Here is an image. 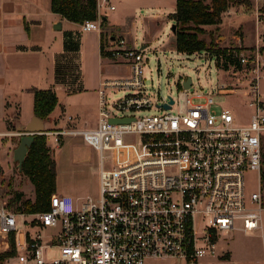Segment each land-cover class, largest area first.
<instances>
[{
	"label": "built area",
	"instance_id": "2783aa9c",
	"mask_svg": "<svg viewBox=\"0 0 264 264\" xmlns=\"http://www.w3.org/2000/svg\"><path fill=\"white\" fill-rule=\"evenodd\" d=\"M114 9L112 0H96V19L81 23V31L99 30L104 10ZM254 23L249 54L207 52L229 80L206 93L189 92L191 81L182 87L183 106L174 111L173 98L155 103L143 93L142 50L122 36L108 39L107 56L126 63L130 75L103 80L96 126L42 133L53 136L54 144L61 136H79L97 153V195L53 193L48 209L34 213L15 212L0 201V255L10 250L13 234L14 253L6 258L11 264H145L163 258L237 264L218 251V242L236 230H260L263 209L260 188L249 191L245 180L248 172L260 176L264 134V32L258 8ZM120 87L135 92L108 100V91ZM228 95H238L249 109L247 123L216 100ZM151 108L161 112L132 114ZM49 248L58 250L52 260L44 257Z\"/></svg>",
	"mask_w": 264,
	"mask_h": 264
},
{
	"label": "crops",
	"instance_id": "0c3cea01",
	"mask_svg": "<svg viewBox=\"0 0 264 264\" xmlns=\"http://www.w3.org/2000/svg\"><path fill=\"white\" fill-rule=\"evenodd\" d=\"M175 1L171 7L172 13L175 10ZM204 1L208 3L210 0ZM112 2L115 9L104 10L102 18L105 22L100 24L99 30L82 32L79 23L68 21L53 13L50 9V0H0L2 171L10 170L15 162L13 151L20 138V135L16 134L19 132L18 127L28 124L35 116L33 90L52 89L57 96V104L52 112L46 119H41L43 132L81 129V120L90 109H96L98 118V90L101 83L105 79L119 78L111 76L112 72L109 69L112 66L105 62L107 54L104 49L111 45L108 39L111 40L114 35L123 36L127 44L132 46L129 39L130 23H133L132 10L143 7L148 13L149 23H155L158 14L162 12V9L152 4V1L147 4L139 0ZM260 2L262 5L264 0H244L241 4L230 5L222 14L220 23L210 26H216L226 34L235 30L236 33H233L231 38L237 41L239 37L243 40L242 24L225 29L221 25L222 18L246 13L254 16V10L258 8ZM221 38L226 39V35L219 37ZM125 73H128L126 77L130 75L129 67ZM84 124H87L86 121ZM83 129L91 128L84 126ZM46 137L55 162V193L67 194L73 198L82 197L77 193L63 191L57 182L61 155L67 153L66 161L69 164L74 160L75 154L71 156L72 140L77 136H61L59 144H54L53 136ZM78 138L80 143L85 144L79 136ZM228 253L230 255V252ZM234 261L243 264L242 261L236 259Z\"/></svg>",
	"mask_w": 264,
	"mask_h": 264
},
{
	"label": "rangeland",
	"instance_id": "374dc122",
	"mask_svg": "<svg viewBox=\"0 0 264 264\" xmlns=\"http://www.w3.org/2000/svg\"><path fill=\"white\" fill-rule=\"evenodd\" d=\"M141 3H149L152 1L156 7H160L162 12L158 14L157 21L149 23L148 13L142 7L139 10H132V21L130 23L129 39L132 46L136 50H142L143 53V93L150 97L155 103H160L173 98L176 101L172 111L178 106H183L186 92L182 88L183 80L190 78L192 87L190 91L198 92L200 89L206 93L209 88H213L221 81H228L227 74L220 72L215 64V58L207 54L211 52L197 51L198 53L186 54L178 52L174 49V34L171 32L172 22L171 7L175 0H139ZM244 0H241L243 3ZM240 2H235L232 5H238ZM240 3V4H241ZM132 7V4H130ZM120 7V6H119ZM260 16L263 18V23L260 24V30L264 32V2L258 5ZM119 11V8H117ZM242 24V38L240 44L235 39L231 38L235 30L229 33H222L216 26H205L206 32L201 35L207 43L213 41L217 49H235L244 54H249L253 50L255 43L254 32V16L252 14H239L238 16H225L222 18L221 25L223 28H235ZM226 35V39L219 37ZM211 36V37H210ZM123 37V36H122ZM129 41V42H130ZM141 47H143L141 49ZM264 60V47L262 48ZM109 58V59H108ZM110 63L112 68V77H126L128 73L126 69L128 65L123 62H115L109 56L105 60ZM180 84L181 88L177 85ZM260 86L264 89V78L260 81ZM135 92L131 88H116L110 90L107 94L108 100H115L121 96ZM223 105L231 108L234 116L238 117L242 123L248 122L249 109L243 106L238 95H228L217 97ZM192 103L201 101L192 99ZM160 110L151 108L145 113L133 112V115L154 114L160 113ZM121 115L120 113H116ZM80 128H92L97 121L96 109H90L83 116ZM87 124H84L85 121ZM19 139L17 141V144ZM80 139L73 137V147L71 149L74 160L70 164L66 161L67 153L61 155V163L58 164L59 174L57 178L61 189L69 193H77L84 196H96L98 192V171L96 170L98 155L88 145L80 143ZM17 146V145H16ZM50 148V147H49ZM246 186L249 191L260 188L261 202L263 209L261 211V229L245 233L240 230L231 232L220 238L218 242V251L230 252V259L242 261L243 264H264V185H260V180L255 172H248L245 176ZM13 191L21 192L25 198L34 200L35 194L32 184L28 178L24 176L18 169L17 163L14 162L10 170L0 174V201H8ZM58 256V250L49 248L44 250L46 260H52ZM0 264H11L9 259H4ZM145 264H182L181 261L173 258L163 259H148Z\"/></svg>",
	"mask_w": 264,
	"mask_h": 264
},
{
	"label": "trees",
	"instance_id": "16d2710c",
	"mask_svg": "<svg viewBox=\"0 0 264 264\" xmlns=\"http://www.w3.org/2000/svg\"><path fill=\"white\" fill-rule=\"evenodd\" d=\"M241 0H176L175 10L171 15L174 22V49L191 54L197 51L225 52L219 50L210 41L201 37L206 32L205 26L217 25L228 7ZM50 9L62 18L83 23L96 19V0H50ZM105 20L102 18L101 23ZM211 37V36H210ZM57 104V96L52 89L33 90V112L40 119H46ZM19 171L28 178L33 186L35 198H25L21 192L13 191L7 206L15 212H41L48 209L50 196L55 193L56 171L52 150L47 145V137L34 135L28 147ZM2 169L0 167V174ZM260 185H264V134L262 136V166ZM264 187V186H263ZM10 250L0 255V262L14 253L13 234L9 235Z\"/></svg>",
	"mask_w": 264,
	"mask_h": 264
},
{
	"label": "water",
	"instance_id": "95a60500",
	"mask_svg": "<svg viewBox=\"0 0 264 264\" xmlns=\"http://www.w3.org/2000/svg\"><path fill=\"white\" fill-rule=\"evenodd\" d=\"M174 28H175V25L172 24L171 26L172 34H174ZM190 84H191V79L186 78V80L182 82V87L188 88ZM169 102H172V100H170ZM162 106L163 108H168L167 104H162ZM129 121H130V118H123V119L111 118L109 120V122H112V123H128ZM18 131L21 133V136L19 138V142L16 148L13 151V160L17 163L18 169H20L21 164L25 158L28 147L31 144L34 135L43 133L41 119L38 118L37 116H34L31 122H29L28 124L19 126Z\"/></svg>",
	"mask_w": 264,
	"mask_h": 264
}]
</instances>
